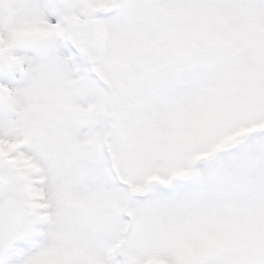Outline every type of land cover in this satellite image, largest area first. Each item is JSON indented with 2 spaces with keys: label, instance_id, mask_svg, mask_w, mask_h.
<instances>
[{
  "label": "snow or ice",
  "instance_id": "snow-or-ice-1",
  "mask_svg": "<svg viewBox=\"0 0 264 264\" xmlns=\"http://www.w3.org/2000/svg\"><path fill=\"white\" fill-rule=\"evenodd\" d=\"M0 264H264V0H0Z\"/></svg>",
  "mask_w": 264,
  "mask_h": 264
}]
</instances>
